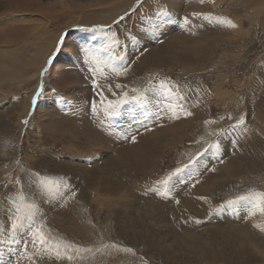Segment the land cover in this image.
I'll return each mask as SVG.
<instances>
[{"label":"rangeland","instance_id":"obj_1","mask_svg":"<svg viewBox=\"0 0 264 264\" xmlns=\"http://www.w3.org/2000/svg\"><path fill=\"white\" fill-rule=\"evenodd\" d=\"M104 1L21 0L18 9L2 12L0 27L8 34L17 28L18 36H24L22 27L37 33L45 27L57 41L41 68L37 89L29 77L20 84L23 100L31 94L28 111L19 114L17 107L15 118L8 115L0 123V227L5 233L10 230L12 201L21 203L22 192L23 203L38 205L37 215H42L53 242L92 249L81 252L71 264H182L184 243H211L215 232L220 239H229L221 231L228 234L231 227L239 239L247 235L255 246L246 251L238 248L243 252L234 254L232 243L212 246L210 252L209 245L200 244L204 255L185 264H234L244 256L245 264H256L264 257V215H249L242 203L228 202L264 191V11L259 6L239 11L234 5L213 4L209 16L204 13L197 20L192 13L173 12L167 4L157 14H136L139 0L131 5L136 17L109 23L112 20L91 16L100 13ZM3 4L0 0V7ZM218 12L239 23L238 29L211 15ZM68 17L77 22L61 32L70 24ZM94 27L103 31L83 30ZM211 36L217 37L216 51L199 50L188 63L193 42ZM105 46L114 55L126 54L123 62L113 61L117 67L126 64V72L117 76L103 64L108 54L100 49ZM82 48L89 50L87 54ZM93 57L104 69L102 75L96 74L95 85L104 87L108 99L125 91L129 97L147 92L148 105L130 103L111 125L102 123L104 105L97 103V115L91 111L96 98L90 74ZM161 82L172 86L168 99L157 94L163 91ZM116 84L125 87L116 89ZM157 103L168 110L161 111ZM178 125L180 130L162 132ZM157 143L160 149L155 151ZM152 155V163L144 164ZM230 164L239 175L230 176ZM137 170L141 173H132ZM37 174L62 181L75 194L42 201L46 192ZM107 180L119 181L126 189L107 192ZM165 191L167 195H160ZM4 238L0 235V240ZM187 247L192 252L194 244ZM10 248L23 251L22 245L0 243L3 264L9 259L15 264ZM34 259L36 264H70L49 256ZM20 264L31 262L21 257Z\"/></svg>","mask_w":264,"mask_h":264},{"label":"bare ground","instance_id":"obj_2","mask_svg":"<svg viewBox=\"0 0 264 264\" xmlns=\"http://www.w3.org/2000/svg\"><path fill=\"white\" fill-rule=\"evenodd\" d=\"M136 1H139V0H105L103 3V5H104L103 9L100 11V13L95 12L91 16H92V18H95L97 20H100L103 18L108 19L109 21L112 20L109 23L114 22V18L115 19L116 18H123L124 19V18L130 17V18H128V21H130L134 17L137 16L136 14H139L140 12L146 13V14H148L150 12L152 14H157L162 10V8L164 7L165 4H167L168 9L171 8V10L173 12H174V9H176V12L180 11L182 14H183V12H185L188 15H190L191 13L192 14H201V15H195V18H197V20H198L199 16L200 17L203 16L204 13L207 14L209 7L212 6L213 4H216L217 6L234 5L236 7H239L238 8L239 11L243 10L242 7H245V6H253V7L259 6L261 12L264 11V0H201V4H199V0H184V5L181 2L182 0L181 1L180 0H141L142 1L141 6H140V8L137 9L136 14H134L133 11H131V10H133L132 7L134 5V2L136 3ZM194 1H195V3H193ZM3 2H4L3 6L0 7V24L2 23L3 18H4L2 12L6 11V9H12V8L18 9V7L21 6V0H3ZM132 3H133V5H132ZM188 3H190V4H188ZM186 4H188L187 8H184V6ZM131 5H132V7H131ZM135 6H137V5H135ZM171 10L169 12H171ZM218 10H220V8ZM163 11H165V9ZM8 12H10V11H8ZM207 15H205V16H207ZM211 15H215V19L219 18L218 19L219 21L230 20L229 16L224 12H222V13L218 12L217 15L212 13ZM202 18L204 19L205 17H202ZM89 20H90V17H89ZM207 20H209V19H207ZM262 20L264 22V19H262ZM193 21L196 22V20H193ZM76 22H77V20L75 18L68 17L66 19V23L67 24L70 23V24L67 26H64V28L61 30V32L68 29L69 27L72 26V24H74ZM198 22H200V21H198ZM233 23L236 25V27H231V26L230 27L233 29H238L239 23H237V22H233ZM96 24H98V23H96ZM175 25H176V23H175ZM12 28H14V27H12ZM3 29L4 28L0 27V101H1L0 102V110L3 112V114L0 115V123L3 122L4 119H6L8 115L10 116V120L15 118L17 107H19L17 109V112L19 114L28 111L29 99H30L31 94L28 97L25 96V98L23 100L24 96L22 95V92L20 91L21 90L20 84L24 80L28 79V77H29V79H32L34 82L32 87L35 86L34 89L35 88L37 89V87L39 85L38 80L40 79L41 68L45 63L46 57L49 54L53 44L57 41V40H55L54 36L50 32L47 31V29L45 27L40 29L39 33H37L38 30L33 29L31 27L30 28L22 27V32H24V34H25L24 36H21L22 34L20 36H18L17 33L21 30L18 31L17 28H14L13 29L14 32L13 31H11V32H13L15 34V36H17V37H10L11 35H14V34L13 33L8 34L9 30L4 31ZM19 34H20V32H19ZM3 35H5L4 40L2 39V38H4ZM207 37H203V38L199 39V41L193 42V52L194 53H193V56L189 59L188 63H192L193 57L198 55L200 51H205V52L207 51L210 54L213 53L214 51H216L215 48L219 46L215 43L217 40V37L211 36L209 39ZM243 37H244V35H243ZM198 38H197V40H198ZM22 41L24 42V44L22 46L17 44V43H20ZM13 42H15V44ZM193 64H196V63H193ZM36 65H37V67H36ZM130 71H132V70H130ZM10 95H11V99L7 100L6 97H8ZM219 97L222 100H225L222 98V96H219ZM7 101L12 102L9 104V105H12L11 108H9V109L7 108V104H8ZM39 106H42V102L39 103ZM185 127L186 126H184L183 128H185ZM176 130H180V125H178L176 128L171 129V130L162 129V132L166 135V134H169L170 132H174ZM159 149H160V144L157 143L155 151H158ZM150 157H154V155L146 157L143 160V163L144 164L152 163V162H150ZM153 160H154V158H153ZM220 165H221V163H220ZM230 165L231 166L228 167V171L231 172L230 176H236L238 174V172H236V169L234 167H232L233 166L232 164H230ZM242 165H244V164H242ZM240 172H241V170H240ZM132 173L140 174L141 172L139 170H137V171H134ZM118 182L119 181H117V182H111L109 180L105 181L104 182L105 190L107 192H110V191L116 192V193L123 192L126 189V185L122 184V183L118 184ZM219 184L220 183L215 184L217 188H218ZM127 187H128V189L132 190L129 185H127ZM169 204H171V203H169ZM231 217H232V215H231ZM227 218H228V216H227ZM234 218H236V217H234ZM227 230L229 231V232H227L228 234H225V233H223V231H221L222 235H224V236L226 235V237L230 236L229 239H226V240L220 239L219 234L217 232H215L211 236V239H212L211 243H207V242H204L202 240L184 243L180 249V262H183L182 264H185V262L194 263V260H196L195 258L203 256L204 254H201L202 250L200 251V249H199L200 244H204L206 246L209 245L207 247L208 250H206V251L210 252L209 249H212V246L215 247L218 244H219V246L220 245L231 246L229 244L232 243L234 245V246H232L234 249V254L243 252V251H239L238 248L246 251L248 249L249 250L252 249L255 246V244L249 239V236H247V235L245 236V238L239 239L238 235L235 231V227H231ZM193 244H194V247L192 248V252H191V249L188 248L187 246H192ZM166 245H170V244L166 243ZM189 253H190V255H189ZM178 254H179V252H175L174 255L178 256ZM184 255H186V257ZM237 258H238V261L234 264H245L246 260L244 258H246V256L241 257V258L237 257ZM241 260H244V262L243 263L240 262ZM256 264H264V257L259 262H257Z\"/></svg>","mask_w":264,"mask_h":264},{"label":"snow or ice","instance_id":"obj_3","mask_svg":"<svg viewBox=\"0 0 264 264\" xmlns=\"http://www.w3.org/2000/svg\"><path fill=\"white\" fill-rule=\"evenodd\" d=\"M194 15H201V14H194ZM209 17H205L208 19ZM123 19V18H121ZM184 23H188V18L185 17ZM220 23L227 24L231 27H236V25L231 20H222L219 21ZM86 32H97L103 31V28H92V29H83ZM115 37V33H113V38ZM101 51L107 53V59L103 61V64L111 68L112 72H114L117 76L121 73L126 72L127 65H123V67H117L113 61H120L123 62L125 59V55H114L111 52L110 46H105ZM80 51L84 54H87L89 51L87 48H82ZM95 60L94 66L90 68V74L92 75L94 81V90L96 92V98L92 101L91 111L94 115L98 114L97 103H102L103 107V116L104 120L102 123H107L111 125L117 118L122 115L123 109L126 105L130 103H136L138 105L147 106L149 101L148 93L144 92L139 95H132L129 97L128 92H123L119 98L116 99H108L105 95V89L102 85H95L96 74L100 73L103 74L104 69L101 68V61ZM125 86L116 84V89H122ZM160 89L162 92L157 93L158 95H164L165 99L169 98L171 92V85H168L164 82H161ZM111 91V89H109ZM135 92L136 90L133 89ZM114 96L116 95L115 92L112 93ZM39 96V92L37 93ZM182 100H186V98L181 97ZM36 97L33 98V102H35ZM106 101V103H105ZM157 108L161 111L168 110L164 108L161 103H157ZM168 108H171V105H168ZM190 115L191 113H187ZM244 120H240V124H243ZM132 141L134 142L136 137L135 135L131 136ZM234 143V142H233ZM180 170L178 169L177 172ZM39 176V174H37ZM19 181H17L18 183ZM39 183L42 189L45 190L46 196H42L41 200L47 198V196H59L63 199L66 195H74L75 193L72 189L64 184L60 180H53L49 177L39 176ZM168 181L165 180L162 184L167 186ZM63 187L65 190L63 192L60 191V188ZM160 195H167V191L161 192ZM19 200L21 203H17L15 199L12 201L13 209L10 212V219H11V228L10 230L5 233L3 227H0V235H4L5 238L0 240V243H6L8 245H22L23 251L19 249H9L11 255L15 256V264H20L21 257H26L31 264H36L35 258L49 256L55 260H67L68 262H74L77 260L79 254L81 252H90L92 251L91 248H82L75 243L65 242L63 240L53 242L51 236L45 231V225L43 224L42 215L38 216L37 213L39 212L38 205L33 203H23L24 196L23 193L19 195ZM178 203V201H177ZM243 204L248 208L249 215H255L257 212L264 215V191H254L250 192L248 195L240 196L237 200L229 201V205L234 204ZM23 209H26L23 210ZM199 222V221H198ZM115 247V246H114ZM126 252H132L131 248L124 249ZM31 252V255H29ZM5 260V255L3 250H0V264H3ZM7 264H13V262L9 259Z\"/></svg>","mask_w":264,"mask_h":264}]
</instances>
